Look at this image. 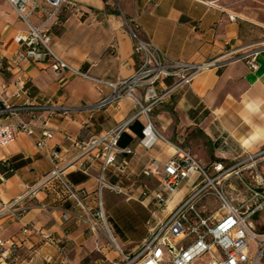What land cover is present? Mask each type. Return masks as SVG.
Segmentation results:
<instances>
[{"label":"crops","instance_id":"obj_1","mask_svg":"<svg viewBox=\"0 0 264 264\" xmlns=\"http://www.w3.org/2000/svg\"><path fill=\"white\" fill-rule=\"evenodd\" d=\"M76 1L88 12L82 16L66 9L61 23L51 30L54 52L74 69L110 82L134 74L142 58L134 53L135 40L126 21L137 35L169 58L216 59L218 64L187 82L168 77L158 83V88L168 93L154 107L152 118L164 139L146 148L141 143L146 119L141 116L135 120L120 140V146L132 152L117 156L118 163L127 160L126 171L111 166L105 174L109 184L123 186L128 194L107 186L100 192L103 160L94 153L83 154L78 143L128 118L136 110L134 100L124 97L98 107L96 104L112 93L111 87L70 70L57 73L50 61L31 60L20 68L27 93L15 96L18 70L10 67V60L19 47L16 36L25 33L28 26L7 0L2 1L0 105L2 101L11 105L50 101L69 109L67 114L37 111L34 135L21 133L10 144L0 146V200L8 203L22 198L14 211L0 216V264H110L114 252L108 251L107 240L101 238L97 246L92 230L76 218L80 212L76 201L63 195L55 180L48 182L56 165L65 169L77 188L88 192L84 200L91 208H98L100 198L105 211L104 198L116 193L125 202L140 203L149 212L148 220L155 202L152 197L142 202L141 191L144 184L158 188V180L143 171L154 160L162 165L172 158L173 144L192 151L205 166L214 162L231 166L264 150V48L258 55L259 68L251 70L239 57L256 48L257 41L248 40L245 24L231 19L235 14L219 0ZM33 21L39 24L42 18L36 15ZM136 93L143 97L144 90ZM20 117L30 120L31 113L23 112ZM46 128L53 136L40 148L36 142ZM54 153L58 157H53ZM194 178L182 182L167 207L158 211L160 216L167 217L190 194ZM205 212L212 213L207 206ZM111 225L118 233L117 224ZM147 233L139 235L137 241L121 234L122 246H139ZM259 264H264V259Z\"/></svg>","mask_w":264,"mask_h":264},{"label":"built area","instance_id":"obj_2","mask_svg":"<svg viewBox=\"0 0 264 264\" xmlns=\"http://www.w3.org/2000/svg\"><path fill=\"white\" fill-rule=\"evenodd\" d=\"M18 13L28 29L19 33L16 41L19 44L17 51L10 60V67L16 72L14 83L17 85L15 96L27 93L26 82L20 74L24 61L51 62V68L59 73L62 70L73 71L77 75L91 78L95 82L111 87L112 93L104 97L96 105L104 107L119 102L124 97L134 100L136 110L125 120L104 133L92 136L84 143H78L83 154L94 153L102 158L101 176L99 177L100 192L107 186L118 193L128 194L123 186L112 185L105 179L109 167L114 166L119 172H125L127 160L117 162L119 153H131L130 148H122L120 140L129 126L143 116L146 125L143 129L141 143L151 148L158 139H164L152 118L154 107L164 101L167 90L159 89L158 83L168 77L187 82L193 75L215 67L218 60L197 62L184 59L169 58L156 45L141 38L129 26L135 40L134 53L141 56L142 61L137 71L130 77L110 82L103 78L91 76L82 70L70 67L53 50L51 30L61 23V14L66 9L84 16L88 11L76 0H7ZM40 15L42 21L36 24L34 16ZM235 19L236 15H231ZM264 44L257 46L239 58L244 59L253 71L259 68L258 55ZM143 89V97L137 95V90ZM49 109L53 113H68V107L63 104H53L48 101L44 105L26 101L23 104L11 105L2 101L0 105V146L13 142L19 134L34 135L33 121L39 119L37 111ZM30 112V120L20 117L21 113ZM4 118V119H3ZM52 132L46 128L36 145L40 148L46 145ZM174 155L168 161L159 164L154 160L144 169L143 174L158 180V188L151 189L144 184L141 191L145 199L152 197L155 208L151 209V216L147 220V236L141 243L138 252L131 256L121 251L122 258L113 264H195L205 254H208L207 264H259L264 259V232L255 228L254 218L264 210V176H253L254 182L244 183L239 191L231 182L229 186L234 193L225 191V182L234 174L240 175L241 165L246 160H252L257 155H264V150L257 154H250L247 158L237 161L231 166L223 162H214L211 166L203 165L187 148L173 144ZM53 157H58L56 153ZM195 176V178H194ZM193 179L190 194L180 202L167 217H161L158 211H163L170 198L177 192L183 181ZM55 180L56 186L62 194L76 201L80 212L76 214L78 221L86 223L96 237L97 246L101 238L106 237L111 245L119 248L113 234V228L108 224L102 201L98 199V208H91L84 200L88 195L85 189L77 188L65 174L63 167L54 166L48 182ZM216 198L220 206L210 215L204 216L206 199ZM130 199L131 196L127 195ZM22 200L13 202L0 200V216L11 213ZM149 207V205L146 204ZM27 232L28 229H24ZM0 245L3 242L0 240ZM99 248V247H98Z\"/></svg>","mask_w":264,"mask_h":264},{"label":"rangeland","instance_id":"obj_3","mask_svg":"<svg viewBox=\"0 0 264 264\" xmlns=\"http://www.w3.org/2000/svg\"><path fill=\"white\" fill-rule=\"evenodd\" d=\"M2 1L4 0H0V3ZM112 2L115 4L116 0H112ZM219 2L225 8L231 10L232 13L236 15V18L245 24L243 28L245 29L248 40L257 41L256 46L264 44V0H219ZM247 157L248 156H244L242 160ZM240 168L242 169L240 175L234 174L229 181L225 182L224 189L228 194L234 193L235 195L237 193V191H233L229 186L230 182L240 189L239 191H242L244 183L241 178L248 183H253V176L257 174L264 176V155H257L252 160H246ZM123 199L124 197L122 195L116 193H111L104 198L105 215L108 224L112 227L111 223H116L119 230L118 233L115 230L113 231L119 248L115 245H111L110 242H108L109 240L102 236V238L107 240L108 251L114 252L110 264L120 261L122 258L121 251L134 256L141 245L137 246L138 244H134L127 247L122 246L121 234L137 241V237L147 231L146 220L149 216V212L140 203L134 201L129 203L125 202ZM206 202H209L206 206L209 211L211 210L212 212L220 206L219 201L214 197H209L206 199ZM203 215L207 216L206 212L203 213ZM108 216H112L111 220ZM254 224L258 232H264V210L255 216ZM208 260L209 256L205 254L200 257L195 264H207Z\"/></svg>","mask_w":264,"mask_h":264}]
</instances>
